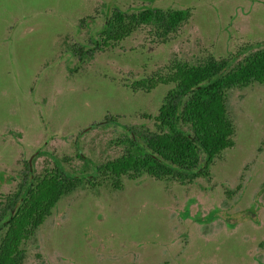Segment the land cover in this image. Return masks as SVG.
Returning <instances> with one entry per match:
<instances>
[{"label": "rangeland", "instance_id": "obj_1", "mask_svg": "<svg viewBox=\"0 0 264 264\" xmlns=\"http://www.w3.org/2000/svg\"><path fill=\"white\" fill-rule=\"evenodd\" d=\"M143 7L190 18L166 39L142 27L91 56L73 53L93 47L113 11ZM263 41L264 0H0V199L30 159L37 175L50 156L73 174L90 171L78 153L95 165L119 157L123 130L106 120L138 125L168 90H133L136 81ZM226 108L233 146L208 179L83 185L24 245L23 264H264V85L229 90Z\"/></svg>", "mask_w": 264, "mask_h": 264}, {"label": "trees", "instance_id": "obj_2", "mask_svg": "<svg viewBox=\"0 0 264 264\" xmlns=\"http://www.w3.org/2000/svg\"><path fill=\"white\" fill-rule=\"evenodd\" d=\"M189 18V10H115L103 24L93 47H80L73 53L80 59L91 56L98 48L122 42L142 27L156 38L166 39ZM254 84L264 85V41L223 59L208 56L195 64L174 60L150 77L136 81L133 90L148 92L158 86L168 90L157 112L138 125L128 127L106 120L107 125L123 130L116 141L121 149L119 157L95 165L78 153L90 171L73 174L50 156L51 167L43 168L37 175L33 171L32 179L27 170L17 190L0 199V264H23L24 245L58 202L83 185L94 188L109 179L119 189L123 177L135 180L142 175L179 184L208 179L214 161L233 146L227 92ZM225 221L232 226L239 220L225 217Z\"/></svg>", "mask_w": 264, "mask_h": 264}, {"label": "water", "instance_id": "obj_3", "mask_svg": "<svg viewBox=\"0 0 264 264\" xmlns=\"http://www.w3.org/2000/svg\"><path fill=\"white\" fill-rule=\"evenodd\" d=\"M38 153H39V150H37L35 155L38 154ZM28 163H29L30 178L32 179V177H33V169H32V166H31V159L28 161Z\"/></svg>", "mask_w": 264, "mask_h": 264}, {"label": "flooded vegetation", "instance_id": "obj_4", "mask_svg": "<svg viewBox=\"0 0 264 264\" xmlns=\"http://www.w3.org/2000/svg\"><path fill=\"white\" fill-rule=\"evenodd\" d=\"M108 19H109V18H108ZM108 19H107V20H108ZM39 153H40V152H39ZM39 153H38V154H39ZM77 157H78V156H77ZM28 161H29V160H28ZM31 163H32V162H31ZM31 165H32V164H31ZM27 170H29V163H28V162L26 163V171H27ZM23 178H24V176H22V179H21V182H20V183L23 182ZM0 179H2V174H1V173H0ZM107 180H109V179H107ZM110 181H111V180H110ZM112 185H113V184H112ZM18 186H19V185H18ZM113 186H114V185H113ZM114 187H115V186H114Z\"/></svg>", "mask_w": 264, "mask_h": 264}]
</instances>
